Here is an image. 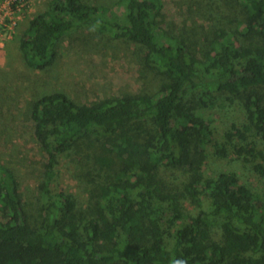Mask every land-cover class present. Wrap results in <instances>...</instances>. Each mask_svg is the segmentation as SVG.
I'll use <instances>...</instances> for the list:
<instances>
[{"label": "trees", "instance_id": "1", "mask_svg": "<svg viewBox=\"0 0 264 264\" xmlns=\"http://www.w3.org/2000/svg\"><path fill=\"white\" fill-rule=\"evenodd\" d=\"M222 1L232 18L201 43L166 34L159 0H124L119 18L84 0H49L29 18L19 37L28 67L52 66L63 37L91 27L143 48L141 64L160 82L90 104L62 91L31 102L46 158L42 203L33 219L0 165V264H264V191L234 170L205 172L212 156L264 177V0ZM218 93L243 115L221 138L203 115ZM62 155L85 180L84 197L52 191Z\"/></svg>", "mask_w": 264, "mask_h": 264}, {"label": "rangeland", "instance_id": "2", "mask_svg": "<svg viewBox=\"0 0 264 264\" xmlns=\"http://www.w3.org/2000/svg\"><path fill=\"white\" fill-rule=\"evenodd\" d=\"M48 1L29 0L21 11L0 9V17H4L0 20V165L14 174L33 219L39 218L42 201L38 185L44 180L46 158L32 133L31 102L44 93L62 91L78 103L90 104L124 92L153 93L160 82L158 75L143 68V48L122 38L97 35L91 27L64 36L52 66L42 70L28 67L19 50V37L29 18L47 9ZM84 1L104 7L111 18L121 17L124 10V0ZM6 4L7 0H0V5ZM159 4L161 25L167 35L182 32L200 43L212 24L227 23L232 18L226 17L222 0H159ZM10 20L15 21L13 26ZM216 96L214 106L205 109L203 115L210 120L216 137L221 138L231 123H241L243 115L237 103L230 102L224 94ZM97 139L94 134V145H98ZM72 159L60 156L51 189L84 197L86 183L76 176ZM220 170H234L252 190L264 191V177L247 165L234 159L209 157L205 172L214 174ZM207 205L205 198L202 207Z\"/></svg>", "mask_w": 264, "mask_h": 264}, {"label": "built area", "instance_id": "3", "mask_svg": "<svg viewBox=\"0 0 264 264\" xmlns=\"http://www.w3.org/2000/svg\"><path fill=\"white\" fill-rule=\"evenodd\" d=\"M28 2L29 0H7L6 6L0 5V9L7 7V10H9L10 12H13L14 10L21 11L27 6ZM0 18V20H2L4 17L1 16ZM10 21V24L13 26L15 24V21Z\"/></svg>", "mask_w": 264, "mask_h": 264}, {"label": "clouds", "instance_id": "4", "mask_svg": "<svg viewBox=\"0 0 264 264\" xmlns=\"http://www.w3.org/2000/svg\"><path fill=\"white\" fill-rule=\"evenodd\" d=\"M171 264H187V261L185 259H173Z\"/></svg>", "mask_w": 264, "mask_h": 264}]
</instances>
